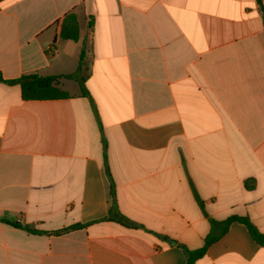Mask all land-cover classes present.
I'll use <instances>...</instances> for the list:
<instances>
[{
	"label": "crops",
	"instance_id": "0c3cea01",
	"mask_svg": "<svg viewBox=\"0 0 264 264\" xmlns=\"http://www.w3.org/2000/svg\"><path fill=\"white\" fill-rule=\"evenodd\" d=\"M262 11L1 0L3 79L72 75L85 44L87 96L73 79L47 101L0 83V219L41 232L0 221V264H186L210 234L194 264H264V244L225 224L264 234ZM68 14L77 41L59 38Z\"/></svg>",
	"mask_w": 264,
	"mask_h": 264
},
{
	"label": "trees",
	"instance_id": "16d2710c",
	"mask_svg": "<svg viewBox=\"0 0 264 264\" xmlns=\"http://www.w3.org/2000/svg\"><path fill=\"white\" fill-rule=\"evenodd\" d=\"M1 1V0H0ZM263 12V11H262ZM263 26H264V12H263ZM88 27H91L89 23ZM59 38L62 40H72L77 41L79 38V30L77 26L76 17L74 14H68L65 16L60 25V32ZM55 41L53 42L54 45ZM50 46V48L53 47ZM85 55H86V46L83 44L79 59H78V66L74 74L67 75V76H48V77H41L37 74H29L23 75L16 80H4L0 73V83L5 84H17L20 88L21 98L24 101H47V100H59V99H66L68 98V94L66 92L61 91L57 87V81L59 78L64 79H73L75 80L79 87L82 96H87V90L85 88V81L87 78V70L85 66ZM1 223L7 224L14 228L24 229L29 233H41L39 231L33 230L28 228L27 226H23L19 222L0 219ZM125 225L130 226V224L125 223ZM231 222H239L246 226L249 234L257 243L263 245L264 244V234L259 233L256 228L248 221L246 218H239V217H229L225 222L228 225ZM80 226H73L72 228H79ZM218 237L212 234L208 235L205 240L203 246L195 251H188L185 250V254L187 257L186 264H194L196 260L201 258L207 249V247L213 243Z\"/></svg>",
	"mask_w": 264,
	"mask_h": 264
}]
</instances>
